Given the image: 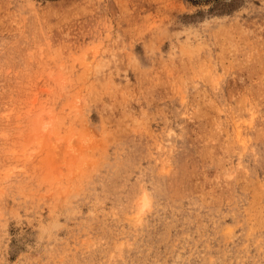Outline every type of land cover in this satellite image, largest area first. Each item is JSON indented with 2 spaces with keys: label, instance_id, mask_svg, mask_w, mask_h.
<instances>
[{
  "label": "rangeland",
  "instance_id": "obj_1",
  "mask_svg": "<svg viewBox=\"0 0 264 264\" xmlns=\"http://www.w3.org/2000/svg\"><path fill=\"white\" fill-rule=\"evenodd\" d=\"M0 264H264V0H0Z\"/></svg>",
  "mask_w": 264,
  "mask_h": 264
}]
</instances>
